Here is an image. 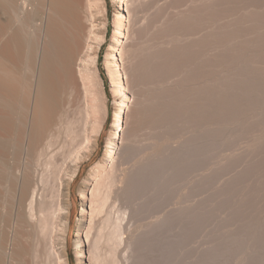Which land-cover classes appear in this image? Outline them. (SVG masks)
<instances>
[{
    "label": "bare ground",
    "instance_id": "bare-ground-1",
    "mask_svg": "<svg viewBox=\"0 0 264 264\" xmlns=\"http://www.w3.org/2000/svg\"><path fill=\"white\" fill-rule=\"evenodd\" d=\"M112 1V121L75 264L121 245L124 264L233 263L248 232L242 261L264 264V0ZM105 18L104 0H0V264H66L51 236L108 115ZM172 179L207 194L174 206Z\"/></svg>",
    "mask_w": 264,
    "mask_h": 264
},
{
    "label": "rangeland",
    "instance_id": "rangeland-1",
    "mask_svg": "<svg viewBox=\"0 0 264 264\" xmlns=\"http://www.w3.org/2000/svg\"><path fill=\"white\" fill-rule=\"evenodd\" d=\"M105 1V26H106V31H107V33H106V43L102 46V48L99 50V54H98V59H97V70H98V73H99V77H100V79H101V81H102V85H103V90H104V93H105V98H106V103H107V108H108V115H107V117H106V120H105V123L103 124V126H102V130L100 131V135H98V137H97V142H96V150L95 151H93V153L92 154H90V156H89V158H88V160H86L84 163H82L81 164V166H80V168H79V171H78V173H77V176H76V178H75V180H74V182H72L71 184H70V186H69V189H68V196H67V202H69L68 203V210H66L67 211V214H66V216H67V218H66V222L64 221V219H57L56 220V227H54V229L55 230H57V231H55V233H54V231H52V234H53V236H51V239H53V240H51V243H52V245L53 244H55L54 245V249H56V248H59L60 247V243H61V241H62V239H64L63 240V246H64V255H65V260H66V264L68 263V264H75L76 263V258H75V252H74V248H73V242H74V230H75V226H76V224H77V219H78V216H79V213H80V202L78 201V198H77V196H78V188H79V185H80V183H81V181H82V179L87 175L86 173H88L89 171H90V169L92 168V166L95 164V163H97L98 162V160H100L101 158H102V156H103V153H104V144H105V138H106V136L108 135V131H109V127H110V123H111V121H112V111H113V97H112V93H111V87H110V83H109V80H108V75L106 74L107 73V71H106V69H105V63H104V59H105V55H106V48L108 47V45H109V41H110V38H111V34H112V32H113V26H112V22H113V13H114V8H115V6H114V4H113V1L112 0H104ZM117 145H119L118 143H117ZM217 158V157H216ZM186 180H184V181H181V182H179L180 184H184V183H186L185 182ZM171 183H173V184H171ZM171 183L169 182L168 184H170L171 185V187H170V185H168L169 187H167V185L165 186V188L167 187V189L168 190H166L165 192V195H167V197H168V195L170 194L171 196L170 197H172V200H171V203L173 202H176L177 203V201H179V199H180V201H181V203L182 202H184L183 200H181V199H183L184 197H182V196H185V199H192L193 197H190L189 198V194H188V186H187V184H186V187L184 186V187H180V186H182V185H180V184H175L174 185V182H173V179L171 180ZM117 185V184H116ZM115 185V186H116ZM177 185L179 186V188H180V191L179 192H177V190H179V188H177ZM176 187V188H175ZM183 188H184V190H183ZM186 191L187 192V194H186V192L184 193V192ZM182 192H183V194H182ZM200 194V193H199ZM199 194L198 195H196L197 197H194V200H192V201H188V200H186L184 203H188L189 204V202H190V204H193L194 203V201H199V200H201V199H203V197H205V195L207 194V192L205 193H202V197L201 196H199ZM204 194V195H203ZM182 195V196H181ZM201 195V194H200ZM113 196H114V194H113ZM187 196V197H186ZM182 197V198H181ZM198 198V199H197ZM200 198V199H199ZM110 203V202H109ZM106 203L105 204V206H108V207H106V211L104 210V208H103V210L105 211V214H103L104 216L107 214V211H109L110 213H111V211H113L112 213L114 214V216H116V212H114V210L113 209H115V207H116V209H117V204H116V206H115V204H114V208H113V206H111L112 204L110 203ZM183 203V204H184ZM108 204V205H107ZM104 206V207H105ZM111 206V207H110ZM174 206H175V203H174ZM111 209H110V208ZM107 208L108 209H110V210H107ZM115 209V211H117ZM66 211H63L62 213L64 214V213H66ZM108 212V213H109ZM102 213H104L103 211H102ZM102 213H101V216L100 217H102L103 215H102ZM103 216V217H104ZM99 217V218H100ZM63 222H65V225H66V227H65V230L63 231L62 230V225H63ZM126 223V219H125V221L122 223L123 225ZM129 225V227H130V223L128 224ZM53 229V230H54ZM126 231H125V234L124 235H126ZM51 234V235H52ZM123 235V236H124ZM251 235V232H248V233H246L245 235H244V238L245 237H247V239L245 238V240H247V241H249V239H250V236ZM54 237V238H53ZM243 238V239H244ZM55 240V241H54ZM242 240V239H241ZM245 240L243 241H241V242H244L245 243ZM246 241V242H247ZM243 243V244H244ZM240 245L242 244V243H239ZM238 244V245H239ZM243 244L240 246V250L239 251H237L238 249H236L235 250V253L236 252H240V255H238V253H237V256L236 257H238V256H240L239 257V260H238V263L237 264H244V260L246 259L245 257H247V255L243 252V250L245 249L246 250V244H244V246H243ZM238 247V246H237ZM222 250H223V248H222ZM244 250V251H245ZM121 251V252H120ZM126 250L124 249V246L123 245H121L120 247H119V255L120 256H118L119 258H118V260L120 261H118L117 263L118 264H124L123 263V257H124V255H126L125 252ZM220 252H221V250H219ZM223 252L224 251H222L221 252V258L219 257L220 256V254L219 255H217V257L218 258H220V259H224V257H223ZM246 252V251H245ZM219 253V252H218ZM234 253V254H235ZM244 253V255L242 256V254ZM246 255V256H245ZM122 257V258H121ZM223 257V258H222ZM233 257H234V255H233ZM233 257L231 258L232 260H233ZM236 257H235V259L234 260H236L237 261V259H236ZM53 258V257H52ZM51 258V262H49V264L51 263V264H53L54 262H56V263H58L59 264V262H57V261H55L56 260V258L54 259V261H52L53 259ZM242 259H244L243 261H242ZM229 260V262H231V260L230 259H228ZM227 260V261H228ZM233 260V263L235 262ZM219 261V260H218ZM222 261V260H221ZM221 261H220V264H221ZM225 261V260H224ZM223 261V262H224ZM53 262V263H52ZM226 262V261H225ZM225 262L224 263H222V264H225ZM228 262V263H229ZM55 263V264H56ZM219 263V262H218ZM227 263V264H228ZM232 263V262H231ZM231 263H229V264H231ZM232 263V264H233ZM87 264V263H86ZM235 264V263H234Z\"/></svg>",
    "mask_w": 264,
    "mask_h": 264
}]
</instances>
